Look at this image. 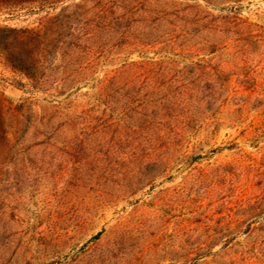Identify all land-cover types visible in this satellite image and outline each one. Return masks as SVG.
Returning <instances> with one entry per match:
<instances>
[{"label":"rangeland","instance_id":"1","mask_svg":"<svg viewBox=\"0 0 264 264\" xmlns=\"http://www.w3.org/2000/svg\"><path fill=\"white\" fill-rule=\"evenodd\" d=\"M0 264H264V0H0Z\"/></svg>","mask_w":264,"mask_h":264},{"label":"trees","instance_id":"2","mask_svg":"<svg viewBox=\"0 0 264 264\" xmlns=\"http://www.w3.org/2000/svg\"><path fill=\"white\" fill-rule=\"evenodd\" d=\"M68 9L69 7L63 8L47 22L45 31L41 37L43 38V41L48 40L49 51H51L54 59L58 56L60 50L65 44V41L68 40V38H72L76 32L77 25L75 20L73 22L72 17L67 13ZM12 32L18 33V31ZM32 44L33 40L28 42L25 40L17 43L18 55L15 57L17 62L15 68H22L21 65H24L28 62V60H31L30 58L32 53L25 54V50H27ZM18 64L21 65L18 66Z\"/></svg>","mask_w":264,"mask_h":264}]
</instances>
